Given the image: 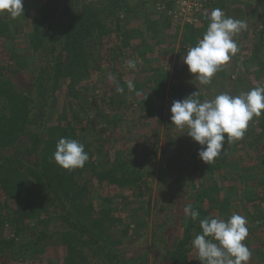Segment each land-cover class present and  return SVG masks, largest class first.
<instances>
[{
  "label": "rangeland",
  "instance_id": "374dc122",
  "mask_svg": "<svg viewBox=\"0 0 264 264\" xmlns=\"http://www.w3.org/2000/svg\"><path fill=\"white\" fill-rule=\"evenodd\" d=\"M37 4L39 0H23V8L31 14L39 8ZM124 4L125 8L118 11L124 31L121 36L126 39L128 48L124 60L114 71L94 69L89 61L88 69L82 71L75 83L61 79L57 88L55 111L61 118L67 112L77 120L76 126L87 133L83 140L82 134L75 131L77 140L87 142L88 150H94L92 161L97 169H110L106 179L97 182L94 178L88 185L93 206H68L95 233L122 249L124 259L144 256L141 262L134 264H171L165 252L167 248L174 250L172 241L182 235L186 220L183 208L192 203L197 192L205 190L213 194L211 205L218 207L220 215L239 214L246 218L247 210L258 216L264 212V130L259 126L262 115L249 121L243 138L225 143L210 170L211 164L207 165L198 157L201 146L176 129L169 111L174 100L194 92L204 100L220 92L235 95L264 86V0H214L201 11L195 23L183 25L169 15V0H125ZM215 8L246 21L247 29L234 37L239 46L237 54L221 67L209 85H201L194 74L188 72L182 57L202 38L208 23L205 12ZM3 31L6 30L0 33ZM28 32L31 31L21 30L20 25L14 36L6 35L1 40L0 52L6 44L15 47L17 57H30L38 47L39 37L31 43ZM130 59L137 61L135 69H128ZM0 80H7L2 73ZM128 80L141 95L127 89ZM11 82L13 90L23 92L25 89V85L13 77ZM117 86L123 87L124 92L117 93ZM2 101L1 117L10 116L7 105L19 110L16 102L12 105ZM150 105L158 108L160 119L146 113ZM54 128L51 137L55 149L60 133ZM2 137L0 135V148ZM181 167L186 169V177L172 207L171 225L154 249V233L167 217L168 202L178 187ZM110 175L115 183H109ZM14 179H18L12 181L19 184L18 195L28 201L31 217L38 216L41 201L37 193L24 176ZM209 203L204 200V205ZM19 218L26 226L35 228L32 219ZM261 224L247 221L246 238L254 239L248 264H264V219ZM1 225L0 238L12 237L13 223ZM49 230L50 236L43 246L23 254L26 260L19 259L20 253L13 257L7 253L5 264H109V257L102 250L79 242L75 234L63 229L58 222H51ZM3 260L0 257V264Z\"/></svg>",
  "mask_w": 264,
  "mask_h": 264
},
{
  "label": "trees",
  "instance_id": "16d2710c",
  "mask_svg": "<svg viewBox=\"0 0 264 264\" xmlns=\"http://www.w3.org/2000/svg\"><path fill=\"white\" fill-rule=\"evenodd\" d=\"M124 3L125 0H39V12L37 9L31 14L24 8L23 16L16 19L10 18L6 13L0 14V30H6L0 33V47L1 40L6 35L12 37L18 33L20 25L21 30L31 31L28 32L31 43L39 37L38 47L28 58L17 57L15 47L10 48L6 44L0 52V73L7 79L0 80V96L3 97L0 100H3V104L9 101L12 105L16 102L20 106L16 110L7 105L10 116H0V135L3 136L0 148V189L3 193L0 195V228L1 224L11 222L14 227L12 237L0 238V257L4 259L2 264L7 261V253L11 257L20 253L19 259L26 260L23 254H28L29 249L43 246L46 238L50 236L51 222H58L63 229L75 234L79 242L102 250L109 257V264H134L144 259V256L124 259L122 249L109 244L101 235L95 233L70 208L93 206L88 196V185L94 178L97 182L106 179L110 171L97 169L92 161L94 150H88L89 144L83 143L89 156L83 168L67 171L51 159L55 150L51 137L54 127L60 133L59 138L77 140L74 135L77 131L84 140L87 134L76 126L77 120L69 117L67 112L61 118L55 111V96L60 80L75 83L81 77L82 71L88 69L89 61L93 63L94 69L106 68L114 71L124 60L123 55L128 52V48L126 39L121 36L124 31L121 30L118 18V11L125 8ZM105 9L108 13H105ZM16 21L21 23L16 24ZM10 77L25 85L23 92L13 90ZM146 109L149 116H158L157 107L150 105ZM160 118L159 113L158 119ZM259 126L264 130V111ZM213 168L211 164L209 169ZM18 175L28 180L41 201V212L38 216L31 217L28 201L24 196L18 195L19 184L12 182L18 181L14 179ZM185 177L186 169L179 168L178 187L168 202L167 217L154 233V249L165 229L171 225L172 207L181 192ZM109 178V183L116 182L111 175ZM205 199L210 203L204 205ZM213 201L214 195L208 191L195 194L191 206L199 211L200 217L196 221L186 217L182 235L172 241L174 250L167 248L165 252L171 264H201L194 258L196 252L191 246V240L200 232L199 219L206 216L224 219L229 217L220 215L218 207L211 205ZM22 216L24 220L32 219L35 228L22 223L19 218ZM262 219L264 212L258 216L257 213L247 210V221L257 222L261 226ZM20 223L23 224L21 228ZM166 243L168 246L170 241L167 239ZM243 243L251 249L254 239L246 238Z\"/></svg>",
  "mask_w": 264,
  "mask_h": 264
},
{
  "label": "clouds",
  "instance_id": "9594fccd",
  "mask_svg": "<svg viewBox=\"0 0 264 264\" xmlns=\"http://www.w3.org/2000/svg\"><path fill=\"white\" fill-rule=\"evenodd\" d=\"M23 0H0V14L10 18L23 16ZM208 21L202 38L195 46L184 53L182 60L189 73L194 74L201 85H209L215 74L232 56L239 51L234 39L247 29V22L227 16L220 8L205 12ZM137 61L128 60V69H135ZM113 79H115L113 77ZM130 92L136 91L131 80L126 81ZM117 93L124 88L117 86ZM194 92L181 100H174L170 106V121L180 131L186 133L201 147L198 157L207 165L214 163L224 149L225 143L243 138L248 123L253 117H260L264 111V86H256L247 92L232 94L220 92L211 99L201 100ZM52 161L60 168L73 171L83 168L88 161V153L83 143L75 139L61 137L52 153ZM184 215L196 221L199 211L187 204ZM198 232L191 240L196 252L194 258L201 264H248L251 250L243 241L248 235L247 220L239 214L227 219L218 216H206L199 219Z\"/></svg>",
  "mask_w": 264,
  "mask_h": 264
},
{
  "label": "built area",
  "instance_id": "2783aa9c",
  "mask_svg": "<svg viewBox=\"0 0 264 264\" xmlns=\"http://www.w3.org/2000/svg\"><path fill=\"white\" fill-rule=\"evenodd\" d=\"M214 0H169V15L177 24L195 23L201 11Z\"/></svg>",
  "mask_w": 264,
  "mask_h": 264
}]
</instances>
